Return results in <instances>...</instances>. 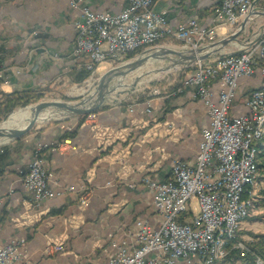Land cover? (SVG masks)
<instances>
[{
	"label": "crops",
	"instance_id": "0c3cea01",
	"mask_svg": "<svg viewBox=\"0 0 264 264\" xmlns=\"http://www.w3.org/2000/svg\"><path fill=\"white\" fill-rule=\"evenodd\" d=\"M82 1L109 14L129 5L128 0ZM220 1L155 0L154 7L173 27L191 17L209 27L218 24L214 7ZM78 17L68 0H0V67L4 70L0 90L12 93L79 83L71 75L74 69H83L73 55ZM254 24L257 29L264 26V17L250 26ZM219 30L223 37L229 33L227 27ZM249 30L242 39L250 37ZM165 41L163 46L173 47L171 40ZM104 68L110 69L109 64H101L98 72ZM182 78L148 86L150 90L136 98L116 92L104 109L82 120L74 116L0 142V248L15 238H27L28 261L15 264H107L113 237L123 236L139 219L159 227L163 217L153 207L152 191L143 180L168 178L175 159L194 161L209 120L207 105L194 96L195 86L184 85L186 77ZM261 86L264 76L259 71L241 77L230 113H247V98ZM221 89L219 81L212 86L216 102ZM68 133L74 134L65 136ZM38 143H60L44 149L41 157L60 185L75 189L35 207L23 174ZM260 144L264 147V142ZM255 192L252 220L243 221L241 228L259 235L264 234V178L257 180ZM55 211L62 212L51 214ZM218 264L247 262L233 259Z\"/></svg>",
	"mask_w": 264,
	"mask_h": 264
},
{
	"label": "built area",
	"instance_id": "2783aa9c",
	"mask_svg": "<svg viewBox=\"0 0 264 264\" xmlns=\"http://www.w3.org/2000/svg\"><path fill=\"white\" fill-rule=\"evenodd\" d=\"M128 1L122 12L109 14L93 10L82 0H68L70 8L79 12L73 55L81 68L91 72L85 81L94 80L101 64L122 65L134 59L128 58L130 53L136 52V58L163 46L161 41H177L178 49L197 50L234 33L254 10L264 11V0H221L214 7L217 26H203L191 17L173 27L155 9V0ZM221 27L229 31L224 37ZM256 33L255 38L239 42L237 51L186 65L193 69L184 85L195 86L194 96L208 108L198 153L194 161L175 159L166 179L144 178L152 191V205L163 220L155 228L139 219L123 236L113 237L107 264H218L234 249L242 256L251 252L239 237L243 221L251 215L248 201L258 197L249 194V186L259 178L253 175V149L261 135L258 120L264 118V86L247 98V113L232 115L230 109L241 77L257 71L264 76V28ZM3 77L0 67V81ZM216 81L222 85L218 102L212 91ZM57 146L60 143H38L23 174L35 207L75 189L60 185L56 173L44 165L42 151ZM26 244L27 238L21 237L3 245L0 264L28 261ZM214 247H221V254H214ZM256 264H264V259L257 256Z\"/></svg>",
	"mask_w": 264,
	"mask_h": 264
},
{
	"label": "water",
	"instance_id": "95a60500",
	"mask_svg": "<svg viewBox=\"0 0 264 264\" xmlns=\"http://www.w3.org/2000/svg\"><path fill=\"white\" fill-rule=\"evenodd\" d=\"M257 17H264V11L254 10L243 20L240 28L234 33L206 46H202L197 50L192 49L186 51L165 46H161L158 49H148L142 55H139L128 62L108 69L101 75L95 90L87 95L82 93L81 99L76 103L63 100H49L41 101L36 105H31L34 106L33 118L23 127L7 129L2 125L11 118L13 115V113H11L7 120L0 123V139L7 138L11 141L26 135L39 121L40 115L46 112L54 114L53 117L58 115L60 118L83 116L94 113L100 109L104 103L111 98H114L113 96L117 94L116 92H121V87L128 85L133 87L137 85L142 76L147 74V72L138 75L132 84L124 83V79L129 74L144 67L150 60L166 59L171 62L170 65L158 69V71L173 69L179 65H190L199 60H206L213 54L225 49L229 44L241 42L240 35L245 31L249 23L254 21ZM263 28L264 26H262V29Z\"/></svg>",
	"mask_w": 264,
	"mask_h": 264
},
{
	"label": "rangeland",
	"instance_id": "374dc122",
	"mask_svg": "<svg viewBox=\"0 0 264 264\" xmlns=\"http://www.w3.org/2000/svg\"><path fill=\"white\" fill-rule=\"evenodd\" d=\"M250 23L248 25V28H246V31L249 30L248 34H250L249 38H245L242 39V37L240 36L241 41H247L250 39L255 38V34H252L254 31L258 32V30L262 29V27L260 26L259 29H257V24L250 26ZM256 29V30H255ZM162 43H164V41H161ZM166 42V41H165ZM161 43V44H162ZM241 43V42H240ZM239 42H234L232 43L233 47L232 50L230 51H237L238 46L240 45ZM173 47L170 48H175L178 49L177 45V41H172ZM238 44V45H237ZM165 47H169V46H165ZM225 51V50H224ZM230 51H225L223 53H228ZM135 58V56H134ZM170 61L169 60H164V59H153L150 60L144 67H142L141 69L129 74L125 79H124V83L126 84H132V82L138 77V75H140L143 72H147V74L143 75L141 80L139 81V83L135 86H124L121 87L120 90L121 92L119 93H129L130 95H133L136 98V95H140L143 91H149L150 89H148V86L151 87H155L158 86L159 84H167L170 80L176 78V79H183L182 77H186L191 71H192V67L191 66H184V65H179L174 67L173 69H169V70H160L158 71V69L167 67L168 65H170ZM104 65V64H103ZM108 70V69H107ZM106 68L100 70V72H98V74L95 76L94 80L93 79H89L88 81H83L81 83H72V82H68L65 85H62L60 83L54 85L53 87H46L44 89H47L49 91H46L45 94H42L44 91H40L39 94L42 95L39 99H35L34 101H32L31 103H29L28 105L25 106H18L16 108H14L13 110H11L7 116L2 117V119L0 120V123L4 122L5 120L8 119L9 115L11 113H14L15 111H20V108H24L29 106L30 108H33L34 106L31 105H36L37 103L41 102V101H49V100H63V101H68L71 103H76L77 101H79L82 97V93H84V95H87L88 93H91L92 91L95 90L96 86L99 83L100 77L102 75L103 72L107 71ZM149 72V73H148ZM118 96V95H117ZM28 107V108H29ZM74 117V116H73ZM72 117H68V118H60V116L56 115L53 118H46L44 119L42 117V119H40L35 126L24 136L25 137L27 135H29L30 133L34 132L35 129L39 128V127H43V126H48L51 124H57L60 123L62 121H67ZM49 119V120H48ZM264 142V141H263ZM261 151V150H260ZM258 179H262L261 178V173H259L258 171ZM258 189V186H257ZM256 193V192H255ZM256 196V195H255ZM251 211V209H250ZM251 213V212H250ZM247 221L249 220L251 222V218L250 216L246 219ZM253 232L252 230H246V229H241V236L239 237L241 240H244L247 242V244H249L250 246V242L252 241V237H250L249 233Z\"/></svg>",
	"mask_w": 264,
	"mask_h": 264
},
{
	"label": "trees",
	"instance_id": "16d2710c",
	"mask_svg": "<svg viewBox=\"0 0 264 264\" xmlns=\"http://www.w3.org/2000/svg\"><path fill=\"white\" fill-rule=\"evenodd\" d=\"M136 54H137L136 52L130 53L128 55V58H132ZM90 74L91 72L86 69H81V71H77L76 69H74L73 72L71 73V75L73 76V80L79 83L89 78ZM40 91H44L42 94H45L46 91H49V90L47 88V89H38V90H28V91H23V92L16 91L12 93H5L0 90V120L2 119V117L7 116V114L14 108L18 106L28 105L35 99L36 100L39 99L42 96L39 94ZM105 107L106 105L103 106L102 108L104 109ZM102 108L98 109L95 112L101 111ZM86 116L87 115L79 116V118L82 120ZM73 134L74 133H68L65 136H70ZM260 149L261 151L258 153L257 158H256L257 170L259 171V173H261V178H264V147L261 145ZM256 179L258 180V178ZM61 212L62 211H55V212H52L51 214H59ZM249 235L253 239H258V240H253L250 242L251 252H249L245 256H242L237 249H234L228 255V257H226L222 262L233 260V259H241L247 262V264H256L257 256L264 259V234L257 235L253 232H250Z\"/></svg>",
	"mask_w": 264,
	"mask_h": 264
},
{
	"label": "bare ground",
	"instance_id": "6f19581e",
	"mask_svg": "<svg viewBox=\"0 0 264 264\" xmlns=\"http://www.w3.org/2000/svg\"><path fill=\"white\" fill-rule=\"evenodd\" d=\"M20 111H16L13 113L11 118L4 124H2L5 128L11 129L14 127H23L25 126L32 118L34 115V107L33 108H27V109H19ZM54 114L52 113H43L40 115L39 120L46 118H52ZM258 132L261 133V135H258V145H255L253 149V160L254 165H253V175L257 176L258 175V170H257V162L256 158L258 153L260 152V143L264 141V118L261 120H258ZM9 139L7 138H2L0 139V142L3 141H8ZM256 184H257V179L254 178V186H249V194L250 195H256L255 189H256ZM255 198H251L248 201V210L252 209L253 204H254ZM251 212V211H250ZM214 254H221V247H214Z\"/></svg>",
	"mask_w": 264,
	"mask_h": 264
}]
</instances>
